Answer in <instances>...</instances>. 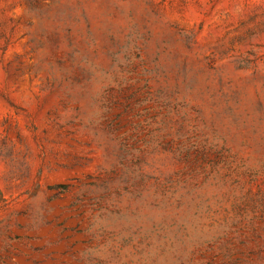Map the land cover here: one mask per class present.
<instances>
[{"label":"rangeland","instance_id":"rangeland-1","mask_svg":"<svg viewBox=\"0 0 264 264\" xmlns=\"http://www.w3.org/2000/svg\"><path fill=\"white\" fill-rule=\"evenodd\" d=\"M0 264H264V0H0Z\"/></svg>","mask_w":264,"mask_h":264}]
</instances>
